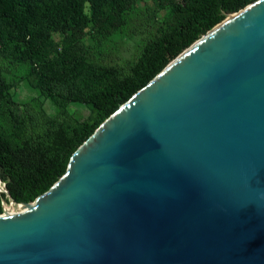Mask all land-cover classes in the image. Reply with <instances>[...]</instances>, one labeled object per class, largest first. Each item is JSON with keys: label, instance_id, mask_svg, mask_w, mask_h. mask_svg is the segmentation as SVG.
Returning <instances> with one entry per match:
<instances>
[{"label": "water", "instance_id": "obj_1", "mask_svg": "<svg viewBox=\"0 0 264 264\" xmlns=\"http://www.w3.org/2000/svg\"><path fill=\"white\" fill-rule=\"evenodd\" d=\"M229 14L3 209L0 264H264V0Z\"/></svg>", "mask_w": 264, "mask_h": 264}, {"label": "trees", "instance_id": "obj_2", "mask_svg": "<svg viewBox=\"0 0 264 264\" xmlns=\"http://www.w3.org/2000/svg\"><path fill=\"white\" fill-rule=\"evenodd\" d=\"M254 1L153 0L168 14L157 21L147 7L153 30L139 54L108 63L95 57V48L124 28L136 0H0V180L12 201L32 202L47 191L75 150L121 104L226 14ZM89 25L93 45L82 40ZM14 67L22 69L20 80L54 105V115L37 98H13L10 90L19 80L6 74ZM70 103L87 106L89 113L75 118ZM3 201L9 198L1 192L0 214Z\"/></svg>", "mask_w": 264, "mask_h": 264}, {"label": "rangeland", "instance_id": "obj_3", "mask_svg": "<svg viewBox=\"0 0 264 264\" xmlns=\"http://www.w3.org/2000/svg\"><path fill=\"white\" fill-rule=\"evenodd\" d=\"M154 9L155 20L161 21L167 14L169 9H156L153 0H136L135 7L126 13L127 23L124 28L113 35H110L100 47L95 48V57L98 60L108 63H122L137 56L141 50L142 42L152 30V22L148 18L146 8ZM88 11V5H86ZM91 25L86 29V35L83 37V42L87 45H93L95 41L91 37ZM56 40H59L55 36ZM22 74V69L14 67L11 72L7 73L8 78H15L18 81L14 88H11L10 93L16 101L23 102L32 98H37L43 105L48 114L54 115L56 108L47 99L39 97L36 90L28 86L26 81L20 80L19 76ZM69 111L75 118L83 119L88 113L87 106L80 103H70ZM5 207H10L14 212H18L19 204L12 202H3Z\"/></svg>", "mask_w": 264, "mask_h": 264}, {"label": "bare ground", "instance_id": "obj_4", "mask_svg": "<svg viewBox=\"0 0 264 264\" xmlns=\"http://www.w3.org/2000/svg\"><path fill=\"white\" fill-rule=\"evenodd\" d=\"M233 15L232 14H228L226 17H225V20L224 21H227L228 19H230ZM223 21V22H224ZM220 25V24H219ZM218 25V26H219ZM205 36H203L202 38H204ZM0 190L1 192H5V188H4V184L3 182L0 180ZM18 206V212L17 213H24L26 212L28 209H29V205H26V204H19L17 205ZM5 212L6 213H11V214H15L16 212H14L13 210L10 209V207H5Z\"/></svg>", "mask_w": 264, "mask_h": 264}, {"label": "built area", "instance_id": "obj_5", "mask_svg": "<svg viewBox=\"0 0 264 264\" xmlns=\"http://www.w3.org/2000/svg\"><path fill=\"white\" fill-rule=\"evenodd\" d=\"M2 207H3V209H4V205H3V203H2Z\"/></svg>", "mask_w": 264, "mask_h": 264}]
</instances>
